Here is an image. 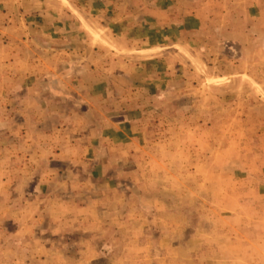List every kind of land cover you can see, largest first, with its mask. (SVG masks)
Instances as JSON below:
<instances>
[{"label":"rangeland","instance_id":"rangeland-1","mask_svg":"<svg viewBox=\"0 0 264 264\" xmlns=\"http://www.w3.org/2000/svg\"><path fill=\"white\" fill-rule=\"evenodd\" d=\"M0 264H264V0H0Z\"/></svg>","mask_w":264,"mask_h":264}]
</instances>
